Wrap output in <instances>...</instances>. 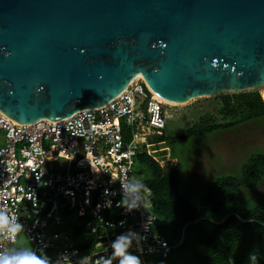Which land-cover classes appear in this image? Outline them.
Here are the masks:
<instances>
[{"label":"water","instance_id":"1","mask_svg":"<svg viewBox=\"0 0 264 264\" xmlns=\"http://www.w3.org/2000/svg\"><path fill=\"white\" fill-rule=\"evenodd\" d=\"M142 75L173 103L264 87V0H0V110L108 104Z\"/></svg>","mask_w":264,"mask_h":264},{"label":"built area","instance_id":"2","mask_svg":"<svg viewBox=\"0 0 264 264\" xmlns=\"http://www.w3.org/2000/svg\"><path fill=\"white\" fill-rule=\"evenodd\" d=\"M165 112L164 102L143 79L106 105L58 121L22 124L0 110V210L23 226L14 236L0 235V252H20L14 245L24 238L37 257L53 253L52 264H92L97 256L110 257L113 242L129 235L128 251L141 264L166 258L173 247L157 230L152 190L138 196L126 191L138 180L139 146H146L162 167L167 164L159 154L166 148L157 147L163 142L153 140L166 125ZM125 200L135 204L134 210L123 206ZM65 205L77 209L78 218L88 217L84 228L77 225L74 231L85 237L86 252L63 226Z\"/></svg>","mask_w":264,"mask_h":264},{"label":"trees","instance_id":"3","mask_svg":"<svg viewBox=\"0 0 264 264\" xmlns=\"http://www.w3.org/2000/svg\"><path fill=\"white\" fill-rule=\"evenodd\" d=\"M262 94L264 97L263 91ZM263 97L259 90H252L207 98L211 103L220 102L219 114L229 121H218L219 118L210 114L175 135L168 134L165 125L153 140L187 141L264 118ZM124 129L125 135L129 136L130 130ZM163 156L167 163L164 167L148 153L146 146H139L136 155L138 172H135L136 183L151 188L153 209L158 215L157 230L173 247L166 258L154 257L157 264H264V200L248 205L242 196L243 191L258 188L264 179V153L252 154L240 175L221 176L213 181L197 205L190 204L180 191L181 163ZM72 237L86 252L85 238L78 234ZM250 255H255L257 261L250 259Z\"/></svg>","mask_w":264,"mask_h":264},{"label":"rangeland","instance_id":"4","mask_svg":"<svg viewBox=\"0 0 264 264\" xmlns=\"http://www.w3.org/2000/svg\"><path fill=\"white\" fill-rule=\"evenodd\" d=\"M206 99H196L181 104L162 99L167 116L166 132L171 135L182 133L192 124L208 118L210 114L219 118L218 121L224 119L229 121L226 116L219 114L220 102L211 103ZM159 146L166 148L165 151L159 152L160 155L167 156L166 160L174 159L181 163L182 169L178 178L180 191L186 195L190 204L197 205L213 181L221 176L240 175L243 165L252 154L264 153V118L249 121L230 130L193 137L187 141L163 142L157 147ZM134 170L138 172L137 165ZM242 196L248 205L262 203L264 179L258 188L253 191H243ZM66 206L65 209L63 208V226L67 231L69 229L68 232L72 237L76 235L74 232L76 226L81 225L84 228L88 217L80 219L77 217V209L70 210ZM71 229L73 231H70ZM14 247L20 251L32 248L24 238H20ZM39 258L52 264L54 255L51 252H43Z\"/></svg>","mask_w":264,"mask_h":264},{"label":"clouds","instance_id":"5","mask_svg":"<svg viewBox=\"0 0 264 264\" xmlns=\"http://www.w3.org/2000/svg\"><path fill=\"white\" fill-rule=\"evenodd\" d=\"M61 158L66 157L65 152H60ZM151 192V188L141 183L131 184L126 191L133 196H138L141 191ZM107 194V191L105 192ZM120 206V205H118ZM123 206L128 208L129 211L134 210L135 204H129L127 200L123 201ZM99 207V206H98ZM123 223V222H121ZM23 226L12 219L10 215L4 210H0V235L14 236L22 230ZM148 227L144 228L146 235ZM139 235V234H137ZM131 237L129 235L119 236L112 244V253L110 257L97 256L92 261V264H113V259H118L119 264H141L140 258L129 253L131 246ZM84 257V261H87ZM250 259L254 262L257 261L255 255H250ZM0 264H48L47 260L41 259L30 250L20 252L4 253L0 252Z\"/></svg>","mask_w":264,"mask_h":264},{"label":"bare ground","instance_id":"6","mask_svg":"<svg viewBox=\"0 0 264 264\" xmlns=\"http://www.w3.org/2000/svg\"><path fill=\"white\" fill-rule=\"evenodd\" d=\"M140 78H143L142 77V75H138L133 81H132V83L135 81V80H137V79H140ZM155 94V96H156V98H158L159 100H162L163 98L162 97H160L158 94H156V93H154ZM165 100V99H164ZM163 102V101H162Z\"/></svg>","mask_w":264,"mask_h":264}]
</instances>
